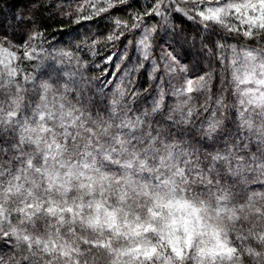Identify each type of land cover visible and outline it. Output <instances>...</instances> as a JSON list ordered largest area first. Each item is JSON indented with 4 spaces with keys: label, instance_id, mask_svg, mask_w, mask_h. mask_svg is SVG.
Returning a JSON list of instances; mask_svg holds the SVG:
<instances>
[{
    "label": "clouds",
    "instance_id": "9594fccd",
    "mask_svg": "<svg viewBox=\"0 0 264 264\" xmlns=\"http://www.w3.org/2000/svg\"><path fill=\"white\" fill-rule=\"evenodd\" d=\"M0 264H264V0H0Z\"/></svg>",
    "mask_w": 264,
    "mask_h": 264
},
{
    "label": "trees",
    "instance_id": "16d2710c",
    "mask_svg": "<svg viewBox=\"0 0 264 264\" xmlns=\"http://www.w3.org/2000/svg\"><path fill=\"white\" fill-rule=\"evenodd\" d=\"M137 6H139V5H137ZM126 42V41H125ZM112 69H114V64L112 65ZM111 70V69H110Z\"/></svg>",
    "mask_w": 264,
    "mask_h": 264
},
{
    "label": "rangeland",
    "instance_id": "374dc122",
    "mask_svg": "<svg viewBox=\"0 0 264 264\" xmlns=\"http://www.w3.org/2000/svg\"><path fill=\"white\" fill-rule=\"evenodd\" d=\"M111 74V70L109 71V75Z\"/></svg>",
    "mask_w": 264,
    "mask_h": 264
}]
</instances>
